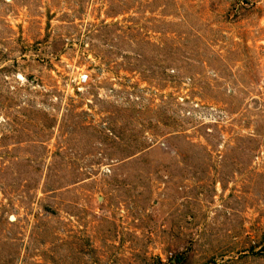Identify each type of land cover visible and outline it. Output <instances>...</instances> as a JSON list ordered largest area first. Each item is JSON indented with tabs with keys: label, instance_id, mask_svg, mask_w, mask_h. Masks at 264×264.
<instances>
[{
	"label": "rangeland",
	"instance_id": "obj_1",
	"mask_svg": "<svg viewBox=\"0 0 264 264\" xmlns=\"http://www.w3.org/2000/svg\"><path fill=\"white\" fill-rule=\"evenodd\" d=\"M0 264H264V0H0Z\"/></svg>",
	"mask_w": 264,
	"mask_h": 264
},
{
	"label": "built area",
	"instance_id": "obj_2",
	"mask_svg": "<svg viewBox=\"0 0 264 264\" xmlns=\"http://www.w3.org/2000/svg\"><path fill=\"white\" fill-rule=\"evenodd\" d=\"M83 81H85V80H83Z\"/></svg>",
	"mask_w": 264,
	"mask_h": 264
}]
</instances>
